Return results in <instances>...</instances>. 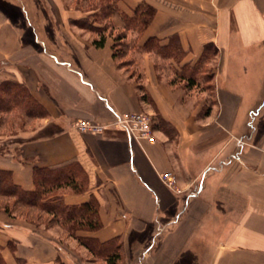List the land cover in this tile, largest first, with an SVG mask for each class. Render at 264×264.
Masks as SVG:
<instances>
[{
    "label": "crops",
    "instance_id": "obj_1",
    "mask_svg": "<svg viewBox=\"0 0 264 264\" xmlns=\"http://www.w3.org/2000/svg\"><path fill=\"white\" fill-rule=\"evenodd\" d=\"M73 2L0 0V87L24 85L46 112L26 116L12 136L8 119H21L0 114V170L33 191L36 168L77 164L86 191L56 195L66 206L97 200L102 227L76 237L115 241L121 264H264V0H119L109 23L142 50L132 72L113 58V35L96 48L97 35L72 23L87 17ZM142 4L153 19L142 33L126 29L122 14ZM21 9L38 19L21 23ZM149 39H175L181 58L145 49ZM202 63L212 68L207 108L191 96L198 85L181 77ZM132 113L152 117L155 143L139 145L117 128L116 115ZM81 120L103 134L82 133ZM166 172L180 194L161 182ZM0 256L5 264H106L60 226L1 209Z\"/></svg>",
    "mask_w": 264,
    "mask_h": 264
},
{
    "label": "trees",
    "instance_id": "obj_2",
    "mask_svg": "<svg viewBox=\"0 0 264 264\" xmlns=\"http://www.w3.org/2000/svg\"><path fill=\"white\" fill-rule=\"evenodd\" d=\"M83 1L90 2L91 0ZM118 2L119 0H98L97 4H88L86 8L93 9L98 6L100 12L104 14V18L109 20L117 11ZM77 4L80 9L83 8L79 1ZM96 14L95 10L91 11L90 18L94 19ZM154 14L155 10L151 6L142 4L133 11L132 17L122 14V20L126 29L142 33L153 19ZM88 18L89 15L84 19L72 21V23L84 31L97 35V38L93 40V45L96 48H103L106 44L107 35L98 31L94 23H89ZM117 40L120 39L114 40L112 51L113 58L120 61L125 57V54L120 55V51L116 50ZM145 49L155 51L164 58H176L181 54L175 39H172L167 46H160L154 39H149L145 44ZM213 52L212 48L207 49L203 61L209 60ZM181 77L186 78L183 75ZM188 81L190 84L194 82L191 77H188ZM12 106L23 109L29 118L46 115L43 107L24 85L8 81L0 87V110L9 109ZM34 183L35 189L33 191H24L13 182L10 172L0 170V209L10 216L20 215L37 226L43 224L44 216H48L51 225L60 226L68 236L76 239L92 255L104 259L106 264H121L120 246L115 241L101 244L93 239L76 237V233L79 231L95 232L102 227L98 213L99 204L95 198H91L89 202L81 206H66L62 198L57 195L50 199L46 198L47 195L55 194L61 188H70L76 193L86 191L87 177L77 164H69L59 168H36ZM1 199H5V201ZM0 264H5L1 256Z\"/></svg>",
    "mask_w": 264,
    "mask_h": 264
},
{
    "label": "rangeland",
    "instance_id": "obj_3",
    "mask_svg": "<svg viewBox=\"0 0 264 264\" xmlns=\"http://www.w3.org/2000/svg\"><path fill=\"white\" fill-rule=\"evenodd\" d=\"M77 1H79L80 5L83 7L81 8L85 13H87V17L89 15L88 18V22L89 23H94V25L98 28V31L100 32H104L106 35H113L114 40L115 39H120L117 40L116 42V50L120 51V55H124L125 57L120 60L122 66L127 67L129 69L130 72H132L134 70V68H131L132 65L135 63L136 58L139 56V54L142 52L141 49L138 48V45L135 41H132V38H130V40L127 38L126 33L120 32V31H115L114 28L111 27L109 20H106L104 18V14L100 12V9L98 6H95L93 9L97 12L96 17L90 18V14L91 11H94L93 9H87L86 6L88 4H97L98 0H91L89 1H83V0H74L73 2V6L78 5ZM8 16H10V18L12 20H17L18 19V13L15 12H9L8 11ZM21 14H22V21L21 23H25L27 22L29 19L30 20H36L38 19V13H36L35 11H24L23 9H21ZM44 15H48L47 18H53L52 13H48V12H44ZM155 44V43H154ZM121 46V47H120ZM182 56V55H181ZM181 56H177V58L179 57V59L181 58ZM130 60V61H129ZM212 60L210 59L208 61V63H210ZM168 62V61H167ZM164 62H162V66L161 67H165L164 66ZM203 66V70L197 72V74L194 76L192 73H190L189 70H187L185 72V74L183 75L184 77H186L188 79V77H191L192 80L194 81L193 83H196L198 86L197 88H195L193 91V93L191 94L192 97H196L197 99L201 98L205 100V106L206 108L211 106L213 103V93L211 92L212 90V86H211V70L212 68L210 66H207L206 64L202 63ZM172 69L175 72H178L176 68H174V66H171ZM170 77L174 78V75H170ZM178 77V75H177ZM174 78L175 81L178 80V78ZM4 98V95H3ZM9 111V110H13L15 112V115L21 119V121L18 120H11L10 118L8 119V123L5 126V135L7 136H12V134H18L19 130L23 128V123L22 121L24 120V118L26 117L25 112L23 109H20L17 106H12L9 109H5V110H0V114L4 113L5 111ZM3 120V118H2ZM1 121V120H0ZM57 193H52L46 196L47 199H50L51 197H53L54 195H56ZM3 201H5V199H2ZM43 225L50 227L53 226V224L51 225L49 223L50 218L48 216H44L43 217ZM213 227V225H212ZM82 262H85L87 257L85 256H81Z\"/></svg>",
    "mask_w": 264,
    "mask_h": 264
},
{
    "label": "built area",
    "instance_id": "obj_4",
    "mask_svg": "<svg viewBox=\"0 0 264 264\" xmlns=\"http://www.w3.org/2000/svg\"><path fill=\"white\" fill-rule=\"evenodd\" d=\"M115 125L117 128L125 133L130 141L141 145L143 142L155 143L156 137L153 129L152 117L144 113H132L124 115H116ZM76 128L82 133H90L101 135L104 132V127L88 120H81L76 123ZM221 168V166L219 167ZM211 171V170H210ZM163 185L174 193H181L178 188L177 176L172 172L163 173L160 176Z\"/></svg>",
    "mask_w": 264,
    "mask_h": 264
}]
</instances>
